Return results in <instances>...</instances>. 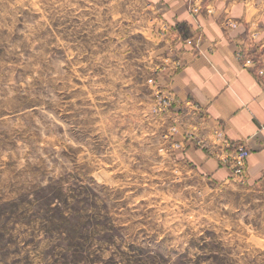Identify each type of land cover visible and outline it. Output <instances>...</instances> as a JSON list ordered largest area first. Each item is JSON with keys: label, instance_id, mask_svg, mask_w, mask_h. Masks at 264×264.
<instances>
[{"label": "rangeland", "instance_id": "rangeland-1", "mask_svg": "<svg viewBox=\"0 0 264 264\" xmlns=\"http://www.w3.org/2000/svg\"><path fill=\"white\" fill-rule=\"evenodd\" d=\"M181 30L143 0H0V264H264V178L174 142Z\"/></svg>", "mask_w": 264, "mask_h": 264}, {"label": "crops", "instance_id": "crops-1", "mask_svg": "<svg viewBox=\"0 0 264 264\" xmlns=\"http://www.w3.org/2000/svg\"><path fill=\"white\" fill-rule=\"evenodd\" d=\"M143 1L157 8L167 23L182 29L183 36L175 41L182 66L168 83L171 113L183 119L174 142H181L186 130L196 129L204 140L221 130L227 140L249 149L248 179L259 182L264 178V85L253 70L241 67L234 51L250 33L264 37V0ZM193 6L200 10L192 11ZM226 19L236 26L224 27ZM185 37L193 44L187 45ZM257 41L247 40L251 47ZM179 155L209 180L230 177L228 165L192 141L185 142Z\"/></svg>", "mask_w": 264, "mask_h": 264}, {"label": "built area", "instance_id": "built-area-1", "mask_svg": "<svg viewBox=\"0 0 264 264\" xmlns=\"http://www.w3.org/2000/svg\"><path fill=\"white\" fill-rule=\"evenodd\" d=\"M192 11L198 12V7L193 6ZM226 28H234L236 22L232 19H226L223 23ZM257 40L254 44H248L247 40ZM246 42L239 44L234 51V57L241 67L253 70L257 79L264 85V37L259 38L256 32L250 33L247 36ZM185 43L192 45L191 38H186ZM248 44V45H247ZM176 65L182 66L177 60ZM170 102V101H169ZM196 129H193L185 134L190 140H196L198 144L204 147H209L216 152V157L222 164L229 165L232 175L238 179L244 180L247 172V158L250 151L243 143H235L225 138L221 130H217L212 134V138L204 140L196 134Z\"/></svg>", "mask_w": 264, "mask_h": 264}]
</instances>
